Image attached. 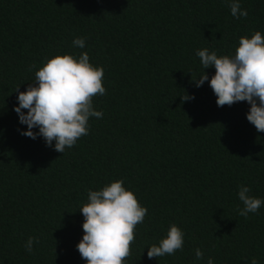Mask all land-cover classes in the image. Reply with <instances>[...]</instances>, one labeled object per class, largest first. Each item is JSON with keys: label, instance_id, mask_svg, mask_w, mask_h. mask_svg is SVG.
<instances>
[{"label": "trees", "instance_id": "16d2710c", "mask_svg": "<svg viewBox=\"0 0 264 264\" xmlns=\"http://www.w3.org/2000/svg\"><path fill=\"white\" fill-rule=\"evenodd\" d=\"M240 4L246 18L225 0H0V264H86L79 210L115 180L148 210L125 264H264V207L236 210L240 185L264 198V132L247 102L218 107L208 82L193 81L215 73L197 50L234 54L241 36L264 35V0ZM82 52L104 69L106 94L93 97L104 115L62 154L20 134L15 91L35 86L45 58ZM173 223L183 249L148 258ZM29 237L40 241L31 253Z\"/></svg>", "mask_w": 264, "mask_h": 264}, {"label": "clouds", "instance_id": "9594fccd", "mask_svg": "<svg viewBox=\"0 0 264 264\" xmlns=\"http://www.w3.org/2000/svg\"><path fill=\"white\" fill-rule=\"evenodd\" d=\"M225 2L234 19L248 16L240 0ZM72 45L84 49L86 39L77 37ZM196 56L204 70L215 69L210 79L204 71L193 80L196 86H203L207 81L217 97L218 107L247 102L250 109L246 119L258 132H264V35L256 31L250 37L241 36L234 54L218 55L204 48L197 50ZM41 64L35 72V86H29L24 92H19V87L16 89L18 106L13 110L19 123L27 126V131H21V135L33 140L42 137L47 146L63 154L66 148H72L77 140L88 135L90 118H103L104 113L93 106V97L106 94L104 69L90 63L87 52L78 57L56 55L45 58ZM35 67L30 66V70ZM251 191L250 187L240 185L236 193L243 205L242 208L237 206V213L245 218L264 207V198L251 195ZM79 212L84 218V234L76 248L86 264H125L135 240L136 226L144 222L148 213L134 192L124 187L123 180L112 181L99 190H88L87 203ZM184 237L180 227L170 224L166 235L146 248L148 258L175 255L183 249ZM39 242L38 238L29 237L25 250L31 253L33 245ZM195 257L202 260L203 251L195 249ZM207 264H215L214 259L209 257ZM250 264H259V260L253 257Z\"/></svg>", "mask_w": 264, "mask_h": 264}]
</instances>
